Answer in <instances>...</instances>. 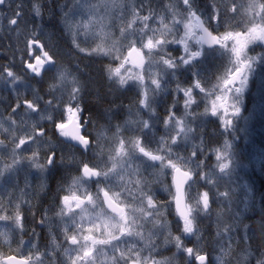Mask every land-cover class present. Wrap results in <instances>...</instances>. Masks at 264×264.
<instances>
[{"label":"snow or ice","instance_id":"1","mask_svg":"<svg viewBox=\"0 0 264 264\" xmlns=\"http://www.w3.org/2000/svg\"><path fill=\"white\" fill-rule=\"evenodd\" d=\"M264 0H0V264H264Z\"/></svg>","mask_w":264,"mask_h":264},{"label":"trees","instance_id":"2","mask_svg":"<svg viewBox=\"0 0 264 264\" xmlns=\"http://www.w3.org/2000/svg\"><path fill=\"white\" fill-rule=\"evenodd\" d=\"M254 135L256 136V139L259 141L260 139L264 138V125L257 124L256 128L254 130Z\"/></svg>","mask_w":264,"mask_h":264}]
</instances>
